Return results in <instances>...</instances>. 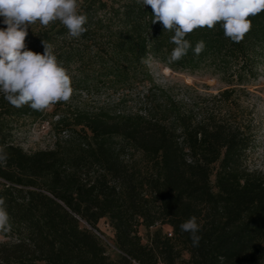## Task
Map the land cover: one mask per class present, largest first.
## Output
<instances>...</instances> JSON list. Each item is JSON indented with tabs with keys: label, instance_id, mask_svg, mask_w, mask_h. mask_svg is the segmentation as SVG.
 Instances as JSON below:
<instances>
[{
	"label": "trees",
	"instance_id": "1",
	"mask_svg": "<svg viewBox=\"0 0 264 264\" xmlns=\"http://www.w3.org/2000/svg\"><path fill=\"white\" fill-rule=\"evenodd\" d=\"M87 16L81 44L64 51L68 30L59 22L29 26L26 48L43 53L46 41L63 64L91 52V84L122 90L141 75L149 89L148 113L127 116L77 114L80 140L26 153L12 141L13 123L37 120L44 111L12 107L0 93V197L9 224L24 245L5 247L16 264H264V173L248 169L250 128L231 114L209 111L200 120L153 83L142 58L174 71L210 68L231 86L257 78L264 56V11L249 17L251 30L239 43L222 27L198 28L185 38L204 51L170 62L173 32L152 23L150 6L137 0H78ZM0 17V29L5 28ZM91 35V43L88 37ZM89 78L84 71L83 89ZM155 92L165 98L160 103ZM234 89L219 96L229 99ZM139 151L143 162L127 159ZM201 226L199 246L180 225L191 216ZM105 219L121 253L111 261L94 231ZM167 225L147 244L140 226ZM170 234L171 236H168ZM183 252L188 259H183ZM9 258L4 257L7 263ZM13 263V264H14Z\"/></svg>",
	"mask_w": 264,
	"mask_h": 264
},
{
	"label": "rangeland",
	"instance_id": "2",
	"mask_svg": "<svg viewBox=\"0 0 264 264\" xmlns=\"http://www.w3.org/2000/svg\"><path fill=\"white\" fill-rule=\"evenodd\" d=\"M91 43V35L88 37ZM81 44L80 39H73L66 36L62 40L64 51L69 46ZM84 62L74 59L70 64H63L72 77L73 95L69 102H60L43 112L41 118H22L13 123L12 141L26 153H33L39 150L54 149L57 143L65 144L80 140L82 127L76 125L77 114L98 115L108 113L110 116H127L134 114L148 113L149 104L146 103V96L149 85L141 75L132 80L130 86L115 91L102 85L93 88L91 84V52L84 53ZM147 63V69L152 77L153 83L167 91L176 103L185 109H193L198 120L207 112L220 111L222 115L231 114L242 125L250 128L252 143L246 151V165L250 170L264 173V56L258 63V76L250 80L244 86H231L227 83L228 77L215 73L210 68L196 71H174L155 59ZM169 68V71H166ZM87 71L89 78L86 81L87 89H83L79 83L82 82L83 72ZM226 89H234L229 99L219 96ZM155 98L160 103L165 101L159 93L155 92ZM127 159L135 162H143V155L139 151L127 149ZM81 222L82 227L92 230L101 240L105 248V255L111 260H118L121 253L113 244V230L102 219L97 224L98 231H94ZM161 229L165 234L169 227L156 224L146 228L140 226L138 233L143 244H147L154 231ZM24 245L32 248L30 241H20L17 233L10 227L7 231H0V264H13L8 250L2 246ZM8 257L7 263L2 259ZM183 259L188 255L183 252ZM16 264V263H14ZM35 264H46L43 260H36ZM132 264H135L132 262Z\"/></svg>",
	"mask_w": 264,
	"mask_h": 264
},
{
	"label": "clouds",
	"instance_id": "3",
	"mask_svg": "<svg viewBox=\"0 0 264 264\" xmlns=\"http://www.w3.org/2000/svg\"><path fill=\"white\" fill-rule=\"evenodd\" d=\"M150 6L152 23H161L165 32H173L174 44L169 61L187 55L189 49L199 56L205 49L203 40L193 47L185 37L198 28L213 29L219 24L226 38L239 43L251 30L249 17L264 11V0H137ZM0 17L5 28L0 29V93L14 108L30 107L45 111L57 103L70 101L74 89L72 77L54 50L42 41L44 51L37 53L26 48L28 28L39 22L47 27L59 21L68 36L79 39L86 31L87 16L79 11L78 0H0ZM150 63V59H143ZM4 157L0 155V160ZM4 198L0 197V231L10 228ZM201 226L196 216L180 225L190 234L194 247L199 246Z\"/></svg>",
	"mask_w": 264,
	"mask_h": 264
},
{
	"label": "bare ground",
	"instance_id": "4",
	"mask_svg": "<svg viewBox=\"0 0 264 264\" xmlns=\"http://www.w3.org/2000/svg\"><path fill=\"white\" fill-rule=\"evenodd\" d=\"M166 71L168 72L169 71V68H166Z\"/></svg>",
	"mask_w": 264,
	"mask_h": 264
},
{
	"label": "built area",
	"instance_id": "5",
	"mask_svg": "<svg viewBox=\"0 0 264 264\" xmlns=\"http://www.w3.org/2000/svg\"><path fill=\"white\" fill-rule=\"evenodd\" d=\"M168 236H171L170 234H168ZM136 264V263H135Z\"/></svg>",
	"mask_w": 264,
	"mask_h": 264
}]
</instances>
